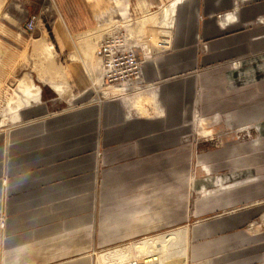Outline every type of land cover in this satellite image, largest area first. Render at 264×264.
Returning a JSON list of instances; mask_svg holds the SVG:
<instances>
[{
    "label": "crops",
    "instance_id": "crops-1",
    "mask_svg": "<svg viewBox=\"0 0 264 264\" xmlns=\"http://www.w3.org/2000/svg\"><path fill=\"white\" fill-rule=\"evenodd\" d=\"M55 9L68 33L66 13L98 28L89 0H0V38L15 42L1 70L20 63L27 19ZM173 16L167 52L126 86L68 96L59 74L16 80L26 103L0 127V264H117L177 230L183 264H264V0H179ZM197 117L221 145L204 148Z\"/></svg>",
    "mask_w": 264,
    "mask_h": 264
},
{
    "label": "rangeland",
    "instance_id": "rangeland-1",
    "mask_svg": "<svg viewBox=\"0 0 264 264\" xmlns=\"http://www.w3.org/2000/svg\"><path fill=\"white\" fill-rule=\"evenodd\" d=\"M89 1L96 8L94 10L98 14V28L96 30L83 33L84 31H80L77 27L78 22L75 18L66 13L67 18L71 17L70 26H72L69 28L70 33H68V27L63 21V13L55 9L56 14L53 12V14L48 13L43 16L41 27L35 34L24 32L18 37V42L23 44L21 64L16 65L17 69L13 68L8 71L0 69V127L10 125V118L5 113L6 109H20L26 103L23 94H17V87L15 86L16 80L23 78L26 73L34 75V79H32L36 81L38 86L40 83L37 80L41 81L42 78L48 80L59 74L60 80L67 86L68 91L66 93L69 92L68 96L83 92L94 94L106 92L107 86L102 82L103 72L96 53L100 41L110 35L117 37L124 47L133 48L142 62L163 57L167 52L175 20L172 15L175 3L179 0ZM247 4L249 2L242 3L243 6ZM228 13H221L218 17L222 18ZM95 36L97 37L96 42L94 41ZM39 38H44L54 49L45 54L36 52L34 41ZM13 40L0 38V65L7 61L13 62L14 66L15 42ZM49 58L54 61L55 72L51 69V64L48 62ZM6 79H9L8 84L11 82L13 85L4 86ZM30 79L28 76V78H23L20 81L28 82ZM38 86L34 85V87ZM5 99L6 102H4ZM196 125L205 131L198 133V135L195 134L204 142V148L221 145L222 134L207 133L206 131L210 129L206 130L209 127L205 119L197 117ZM254 138L255 135L252 134L241 136L242 140L248 141H253ZM194 163L196 164L192 166V174H212L211 166L205 165V162H201L204 164ZM209 184L199 181L198 187L193 188L192 205L196 203L198 195L201 197L206 194L205 186ZM179 251L182 252L179 245H169L158 252L155 250L143 251L130 260L142 262L148 257L151 259L147 258L145 261L147 264H183L182 259L178 261L180 257H177V253Z\"/></svg>",
    "mask_w": 264,
    "mask_h": 264
},
{
    "label": "built area",
    "instance_id": "built-area-1",
    "mask_svg": "<svg viewBox=\"0 0 264 264\" xmlns=\"http://www.w3.org/2000/svg\"><path fill=\"white\" fill-rule=\"evenodd\" d=\"M41 22V14L31 15L25 23L24 32L35 34ZM96 54L103 72L102 82L107 88L126 86L141 75L142 61L136 51L124 47L113 35L100 42ZM117 264H142V262L126 259Z\"/></svg>",
    "mask_w": 264,
    "mask_h": 264
},
{
    "label": "bare ground",
    "instance_id": "bare-ground-1",
    "mask_svg": "<svg viewBox=\"0 0 264 264\" xmlns=\"http://www.w3.org/2000/svg\"><path fill=\"white\" fill-rule=\"evenodd\" d=\"M184 232L182 230H177L175 232H172L167 235H161L157 238H152L144 241L143 244L136 245L134 247L135 256L139 255L141 252L146 251H162L163 249L167 248L169 245H179L182 248V252L179 251L177 253V257H180V259H183V255H185V249H184V243H183V237ZM150 249V250H149ZM128 248L122 249L121 251L115 253L116 256H119L120 258H125L128 255Z\"/></svg>",
    "mask_w": 264,
    "mask_h": 264
}]
</instances>
